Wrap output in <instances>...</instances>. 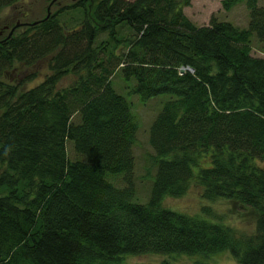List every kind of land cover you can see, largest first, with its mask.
<instances>
[{"label":"trees","instance_id":"trees-1","mask_svg":"<svg viewBox=\"0 0 264 264\" xmlns=\"http://www.w3.org/2000/svg\"><path fill=\"white\" fill-rule=\"evenodd\" d=\"M17 1L0 0V9ZM189 3L74 0L65 7L79 14L71 27L60 8L0 40V264L217 252L264 264V59L250 54L251 35L264 41V6L221 0L224 10L244 4L240 28L213 16L195 25L182 10ZM42 59L49 73L28 89L21 85L33 73L1 79L14 63ZM182 66L191 72L178 73ZM67 72L73 82L58 89ZM118 72L134 79L129 91L142 101L169 96L148 126L154 172L141 203L132 180L137 123L111 86ZM67 143L78 158L68 159ZM191 183L202 199L255 212L253 231L162 206Z\"/></svg>","mask_w":264,"mask_h":264},{"label":"rangeland","instance_id":"rangeland-1","mask_svg":"<svg viewBox=\"0 0 264 264\" xmlns=\"http://www.w3.org/2000/svg\"><path fill=\"white\" fill-rule=\"evenodd\" d=\"M51 0H19L14 4L0 9V28L2 24L11 26L18 22L19 26L13 33L20 32L29 22L41 19L46 14V7ZM221 0H190L188 6L182 8L183 13L195 25L207 24L209 17L213 16L217 20L229 21L235 26L245 28L248 21V10L243 3H238L228 10H224L220 4ZM71 0H54L48 7L49 13L62 8L60 20L64 27L69 28L75 22L78 11L68 9ZM259 6H264V0H257ZM78 14V15H77ZM125 31V28H123ZM7 30L4 32L6 34ZM100 37H104L101 34ZM119 47V46H118ZM250 54L264 59V41L261 42L250 36ZM33 73L30 80L25 81L22 89H28L40 81L49 73L46 59L37 61L33 66L24 68L18 67L16 63L1 77L3 81L14 83L20 79H25ZM75 78L71 72L65 73L57 82L56 87L63 88L70 85ZM134 84V79H124L121 74L115 73L111 77V86L115 92L121 94L130 104V112L134 115L137 123L135 140L132 147L133 169L132 180L135 189V200L144 202L148 195L151 177L154 168L150 165V157L153 152L147 142L148 126L154 115L159 111L161 105L168 99L167 94H158L147 100H140L138 96L129 91ZM76 117L73 116L72 120ZM66 154L69 160L79 156L72 151L71 145L66 144ZM110 181L115 185H123L120 176H110ZM200 187L191 183L186 192L178 197H166L162 201V206L189 215L211 221L219 222L234 227L238 232L250 233L253 231L254 213L249 208H242L237 202L227 198H217L212 201L202 199ZM202 207H207L209 212H203ZM256 215V214H255ZM126 262L136 264H236V261L226 252H217L210 255H186L180 253L168 254H139L128 255L124 259Z\"/></svg>","mask_w":264,"mask_h":264},{"label":"water","instance_id":"water-1","mask_svg":"<svg viewBox=\"0 0 264 264\" xmlns=\"http://www.w3.org/2000/svg\"><path fill=\"white\" fill-rule=\"evenodd\" d=\"M53 1H54V0H51V1L49 2V5H50ZM71 1H74V0H71ZM49 5L46 7V14H45V16H44L43 18H41L40 20H44V19L49 15V11H48V7H49ZM38 21H39V20H38ZM38 21H33V22L28 23V24H29V25H32V24L37 23ZM18 25H19V23H15V24L9 29V31H8V33H7V36H10L11 33H12V31H13ZM179 72L182 73L183 70L180 69Z\"/></svg>","mask_w":264,"mask_h":264},{"label":"flooded vegetation","instance_id":"flooded-vegetation-1","mask_svg":"<svg viewBox=\"0 0 264 264\" xmlns=\"http://www.w3.org/2000/svg\"><path fill=\"white\" fill-rule=\"evenodd\" d=\"M16 23V22H15ZM15 23H13V24H15ZM12 24V25H13ZM11 25V26H12ZM11 26H9L8 27V25H6V24H2L1 25V28H0V40L1 39H3V38H6L7 37V33H8V31H9V29L11 28ZM7 30V32H6V34L4 35V32ZM11 36V35H10Z\"/></svg>","mask_w":264,"mask_h":264},{"label":"built area","instance_id":"built-area-1","mask_svg":"<svg viewBox=\"0 0 264 264\" xmlns=\"http://www.w3.org/2000/svg\"><path fill=\"white\" fill-rule=\"evenodd\" d=\"M187 70H190L188 67H185Z\"/></svg>","mask_w":264,"mask_h":264}]
</instances>
